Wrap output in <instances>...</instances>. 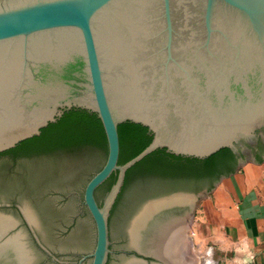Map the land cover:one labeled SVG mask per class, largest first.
Returning a JSON list of instances; mask_svg holds the SVG:
<instances>
[{
  "label": "water",
  "instance_id": "obj_1",
  "mask_svg": "<svg viewBox=\"0 0 264 264\" xmlns=\"http://www.w3.org/2000/svg\"><path fill=\"white\" fill-rule=\"evenodd\" d=\"M77 111L99 118L107 156L81 195L95 243L76 264H107L111 207L153 151L264 162V0H0V153ZM207 194L147 201L128 262L160 264L130 244L145 206L185 197L189 216Z\"/></svg>",
  "mask_w": 264,
  "mask_h": 264
},
{
  "label": "rangeland",
  "instance_id": "obj_2",
  "mask_svg": "<svg viewBox=\"0 0 264 264\" xmlns=\"http://www.w3.org/2000/svg\"><path fill=\"white\" fill-rule=\"evenodd\" d=\"M44 159L49 166L47 175L51 178L45 182L43 166H37L38 163L43 165V158L32 157L13 161L10 157H0V213L18 220L19 224L21 219L13 205L19 211L26 209L33 214L38 225L36 231L30 234L19 224L12 231L13 234L20 231L25 244L23 246L32 257V264H76L83 255L92 252L95 243L93 222L81 204L84 182L94 169L86 171L77 168L74 172L70 171L65 180L57 181L53 177L61 168L60 162H65V166L70 168L77 164L79 166L81 160L71 156H65L66 160L52 157ZM65 173L67 174L68 170ZM33 177H36V184L27 182V179L29 181ZM209 193L198 198L188 216L186 236L191 245L190 256L195 262L193 264H241L240 256L235 254L233 249L223 248L216 242V229L203 219L200 205ZM166 194L169 192H158L139 199L127 208L124 214L117 213L111 219L108 228L109 249L112 254L108 257L107 264H124L128 261L130 255L125 251H129L127 230L131 219L147 201ZM39 247L43 248V254ZM18 248L21 246L18 245ZM23 256L21 254L19 258L25 261ZM84 264H89V260Z\"/></svg>",
  "mask_w": 264,
  "mask_h": 264
},
{
  "label": "trees",
  "instance_id": "obj_3",
  "mask_svg": "<svg viewBox=\"0 0 264 264\" xmlns=\"http://www.w3.org/2000/svg\"><path fill=\"white\" fill-rule=\"evenodd\" d=\"M150 143L151 141L148 145ZM65 156L79 158L81 164L68 168L65 162H60L61 168L53 177L57 181L65 180L70 171L74 172L77 168L86 171L94 169L86 177L84 182L86 184L93 174L101 169L107 156V142L98 117L80 111L69 112L41 131L39 136L27 139L14 148L0 153V157H10L13 161L32 157L43 158V165L40 163L37 165L43 166V182L51 179L47 175L49 166L44 158L62 160ZM236 168L237 159L223 154H214L200 160L175 156L163 149H157L126 171L122 187L109 212L108 224L117 213L124 214V211L139 199L161 191L199 190L205 186L208 187L207 191H211L222 177L233 174ZM116 180L117 173L114 172L96 189L95 199L99 206ZM27 182L34 184L36 177L29 181L27 179Z\"/></svg>",
  "mask_w": 264,
  "mask_h": 264
},
{
  "label": "crops",
  "instance_id": "obj_4",
  "mask_svg": "<svg viewBox=\"0 0 264 264\" xmlns=\"http://www.w3.org/2000/svg\"><path fill=\"white\" fill-rule=\"evenodd\" d=\"M200 209L216 242L233 249L241 264H264V162L238 158L235 172L219 180Z\"/></svg>",
  "mask_w": 264,
  "mask_h": 264
},
{
  "label": "bare ground",
  "instance_id": "obj_5",
  "mask_svg": "<svg viewBox=\"0 0 264 264\" xmlns=\"http://www.w3.org/2000/svg\"><path fill=\"white\" fill-rule=\"evenodd\" d=\"M186 200L185 197H176L145 206L130 227L131 246L155 256L160 260V264L195 263L190 256L192 250L186 236L189 222L185 230L186 218L189 221L186 211L188 205L186 208L181 205ZM23 212L26 219L34 224L33 214L26 209ZM12 228L14 221L6 216H0V264H19V262L30 264L32 257L24 247L21 235H12L3 240ZM18 245L21 248H18ZM21 254L24 255L25 261L19 258ZM124 264L141 263L127 261Z\"/></svg>",
  "mask_w": 264,
  "mask_h": 264
},
{
  "label": "flooded vegetation",
  "instance_id": "obj_6",
  "mask_svg": "<svg viewBox=\"0 0 264 264\" xmlns=\"http://www.w3.org/2000/svg\"><path fill=\"white\" fill-rule=\"evenodd\" d=\"M207 186H205V187H203V188H201V189H199V190H181V189H178V190H171V192H170V190H167V191H161V192H169V194H173V193H188V194H199V193H202V192H205V193H209L210 191H207ZM191 192V193H190ZM169 194H166V195H169ZM164 196V195H163ZM186 203V204H185ZM183 207H185L186 208V206L188 205V199L185 201V202H183L182 204H181ZM14 206V210L16 211V212H18L19 213V217H20V221H21V224H19V221L18 220H16V219H14V220H16L17 222H18V224H19V226L20 225H23V227L30 233V234H32V232H34V231H36V228H37V222H36V225H34V226H29V224L26 222V220H25V218H24V215H23V212L22 211H19L18 210V208L15 206V205H13ZM186 213V212H185ZM186 216V215H185ZM28 221V220H27ZM36 221V220H35ZM29 222V221H28ZM186 224H185V230H186V226H187V224H188V220H187V218H186ZM30 223V222H29ZM18 224H17V226H18ZM30 224H32V223H30ZM33 225V224H32ZM17 226L15 227V228H12L10 231H8L7 232V234H9V235H11V234H13V232L12 231H14L16 228H17ZM187 232V231H186ZM7 234H6V236H7ZM6 236H4V238H3V240H5L6 238H8V237H6ZM12 236V235H11ZM6 237V238H5ZM39 249H40V251H41V253L43 254V248L42 247H39ZM125 253L127 254V253H129V255H131V253L129 252V251H125ZM110 256V255H109ZM31 264H32V262H31Z\"/></svg>",
  "mask_w": 264,
  "mask_h": 264
}]
</instances>
